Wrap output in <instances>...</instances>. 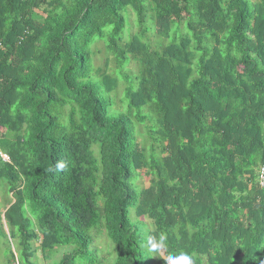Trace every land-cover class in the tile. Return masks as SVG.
I'll use <instances>...</instances> for the list:
<instances>
[{
  "label": "trees",
  "instance_id": "1",
  "mask_svg": "<svg viewBox=\"0 0 264 264\" xmlns=\"http://www.w3.org/2000/svg\"><path fill=\"white\" fill-rule=\"evenodd\" d=\"M263 164L264 0H0L6 264H38L35 242L73 246L57 264H102L95 230L111 264H150L160 233L165 259L264 264Z\"/></svg>",
  "mask_w": 264,
  "mask_h": 264
},
{
  "label": "rangeland",
  "instance_id": "2",
  "mask_svg": "<svg viewBox=\"0 0 264 264\" xmlns=\"http://www.w3.org/2000/svg\"><path fill=\"white\" fill-rule=\"evenodd\" d=\"M148 40L151 44H155L156 35L148 37ZM98 43L99 41L97 40L92 45L94 46L92 48L93 65L94 67H98L104 70L105 72L111 73V71L114 69V65L112 63L111 57L105 51L103 44L102 43L98 44ZM124 72L131 78H134L137 75L136 63L132 61L127 67L124 68ZM125 85H126L125 83L120 82L117 90L110 94V98L112 102L111 110L113 112H118V113L126 112V104L124 102ZM138 141L140 145L144 146L146 148V151L148 152L149 151V141L146 138V134L144 130H142L141 135H138ZM5 187H6V181L0 183V214H1V217L5 209L6 203L9 201V198H10V195H7L5 193L6 192ZM142 222L144 223L143 226H145V227H141L142 232L147 231L146 227L153 229V226L151 225L150 222L146 220H142ZM139 223H141V221H139ZM1 224L3 225V229L5 233H7L6 232L7 227L5 225L4 220L2 219L0 220V225ZM134 224H136V219L134 220ZM92 237H93V244L96 250L97 258L101 260L102 264H111L113 254L111 252V247L107 239L105 238L103 232L95 230L92 232ZM4 243H5V239H3L0 236V264H6L5 259H4V254H5L4 253L5 251ZM34 245L36 249H38L35 254V261L38 264H57L63 254L68 253L74 249V247L71 245L56 246L51 251L40 252L39 247H38V242H35ZM145 261H147V259H145ZM150 264H164V263L158 258H152V260L150 261ZM237 264H242V263L240 262Z\"/></svg>",
  "mask_w": 264,
  "mask_h": 264
},
{
  "label": "clouds",
  "instance_id": "3",
  "mask_svg": "<svg viewBox=\"0 0 264 264\" xmlns=\"http://www.w3.org/2000/svg\"><path fill=\"white\" fill-rule=\"evenodd\" d=\"M67 168V162L64 160L58 161L54 168H50L49 171H64ZM145 248L148 256L153 258H162L164 264H194L193 258L187 252H179L170 254L167 258L161 257L160 252L167 247V235L160 233L157 236H148L144 241Z\"/></svg>",
  "mask_w": 264,
  "mask_h": 264
},
{
  "label": "built area",
  "instance_id": "4",
  "mask_svg": "<svg viewBox=\"0 0 264 264\" xmlns=\"http://www.w3.org/2000/svg\"><path fill=\"white\" fill-rule=\"evenodd\" d=\"M256 182L259 188H264V164L258 167Z\"/></svg>",
  "mask_w": 264,
  "mask_h": 264
},
{
  "label": "water",
  "instance_id": "5",
  "mask_svg": "<svg viewBox=\"0 0 264 264\" xmlns=\"http://www.w3.org/2000/svg\"><path fill=\"white\" fill-rule=\"evenodd\" d=\"M7 232V231H6Z\"/></svg>",
  "mask_w": 264,
  "mask_h": 264
}]
</instances>
